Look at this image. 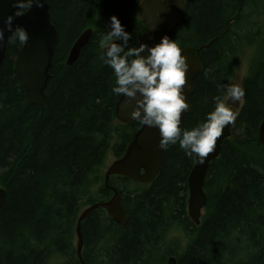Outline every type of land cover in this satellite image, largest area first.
I'll use <instances>...</instances> for the list:
<instances>
[{
    "label": "trees",
    "instance_id": "16d2710c",
    "mask_svg": "<svg viewBox=\"0 0 264 264\" xmlns=\"http://www.w3.org/2000/svg\"><path fill=\"white\" fill-rule=\"evenodd\" d=\"M58 40L39 108L25 101L14 68L23 44L8 43L0 72V264H264V0H186L172 40L190 46L202 69L181 127L191 129L213 110L220 84L231 83L238 57L248 50L243 102L204 182L200 223L187 213V179L194 163L179 145L164 150L147 184L123 176L104 181L109 156L120 157L139 122L115 118L113 70L100 59L103 35L116 16L136 47L144 22L140 0H47ZM92 34L75 62L66 58L77 37ZM120 43V41H119ZM206 45V46H203ZM203 46V47H202ZM211 69L208 76L205 70ZM120 195V226L102 208L76 223L80 212ZM178 234V235H177Z\"/></svg>",
    "mask_w": 264,
    "mask_h": 264
},
{
    "label": "water",
    "instance_id": "95a60500",
    "mask_svg": "<svg viewBox=\"0 0 264 264\" xmlns=\"http://www.w3.org/2000/svg\"><path fill=\"white\" fill-rule=\"evenodd\" d=\"M185 1L182 0L181 6L178 0H140L136 12L144 22V30L137 41L136 47H139L141 43L154 46L165 35L172 39L173 32L180 22ZM13 3L14 0H0V28L5 27L4 19L6 16L14 14ZM17 25L27 30L29 39L16 54L14 68L19 82L24 88L25 101L43 108L49 102L46 88L58 40V32L51 19L48 2L45 3L43 8L33 6L30 10H26L22 16L16 17L13 21V28ZM11 34L5 29V39L0 42V72L7 53L9 43L7 40ZM91 34L92 29L87 28L74 41L66 58L68 65L76 61L81 48L87 44ZM182 54L188 57L190 69L186 74L187 86L185 88L189 108L182 113L181 123L190 110V97L194 92V81L202 69L201 62L196 55V49L190 46L184 47ZM125 99L127 98L119 96L114 111L116 120L127 124L139 122L130 118L129 112L131 109L126 105ZM134 103L132 101L133 105ZM232 108L237 113L236 108L233 106ZM233 124L224 128L222 136L217 139L214 150L207 155L204 163H200L199 158L194 157V163L187 179V213L195 225L200 223L206 204L204 182L209 165L211 161L218 157L223 141L231 136ZM159 139L158 129L148 128L140 123V128L134 133L124 153L107 165L104 175L105 184L107 185L108 178L112 175L123 176L139 184L150 183L158 174L162 164L164 150L158 147ZM258 139L264 145V119L259 126ZM5 198L6 189L0 187V208L4 204ZM96 208L104 209L108 217L119 225H123L126 221L125 210L121 205L120 195L117 191H114L109 200L97 202L84 208L80 212L76 223L77 255L79 259H81L82 248L81 222L87 219ZM81 264L85 263L81 261ZM166 264H176V258L170 256Z\"/></svg>",
    "mask_w": 264,
    "mask_h": 264
},
{
    "label": "clouds",
    "instance_id": "9594fccd",
    "mask_svg": "<svg viewBox=\"0 0 264 264\" xmlns=\"http://www.w3.org/2000/svg\"><path fill=\"white\" fill-rule=\"evenodd\" d=\"M46 2L14 0L15 12L4 19L5 27L0 28V42L5 39L6 29L12 33L7 42L26 44L29 39L27 30L20 25L13 28V21L33 6L43 8ZM178 3L182 6V0H178ZM108 28L100 41V47L104 49L100 59L113 70L115 80L112 93L127 98L125 102L131 109L129 116L132 120L159 130L160 149L166 150L178 144L186 156L197 157L200 163H204L224 128L235 122L237 113L231 104L243 102V86L237 83L218 85L221 95L213 97L214 108L206 114L205 120L191 129L182 128L181 115L189 108L185 92L186 74L190 69L188 57L167 35L154 46L141 43L139 47L128 48L130 33L125 31L114 15L110 17ZM210 71L205 70L206 77Z\"/></svg>",
    "mask_w": 264,
    "mask_h": 264
},
{
    "label": "rangeland",
    "instance_id": "374dc122",
    "mask_svg": "<svg viewBox=\"0 0 264 264\" xmlns=\"http://www.w3.org/2000/svg\"><path fill=\"white\" fill-rule=\"evenodd\" d=\"M249 57L248 50L241 53L238 57L237 64H236V70L234 72L233 78L231 80V83H237L242 85L243 78L246 73V67H247V59ZM242 103L236 102L232 103L231 105H235L238 108L241 106ZM115 158L111 155L108 157L106 166L110 164ZM178 235V234H177Z\"/></svg>",
    "mask_w": 264,
    "mask_h": 264
},
{
    "label": "bare ground",
    "instance_id": "6f19581e",
    "mask_svg": "<svg viewBox=\"0 0 264 264\" xmlns=\"http://www.w3.org/2000/svg\"><path fill=\"white\" fill-rule=\"evenodd\" d=\"M78 219V218H77ZM125 223V222H124ZM118 224V223H117ZM120 226H122V225H120ZM76 243H77V241H76ZM172 256V255H171Z\"/></svg>",
    "mask_w": 264,
    "mask_h": 264
}]
</instances>
